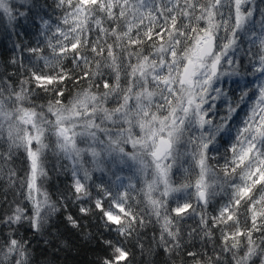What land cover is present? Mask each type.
<instances>
[{
	"label": "snow or ice",
	"instance_id": "snow-or-ice-1",
	"mask_svg": "<svg viewBox=\"0 0 264 264\" xmlns=\"http://www.w3.org/2000/svg\"><path fill=\"white\" fill-rule=\"evenodd\" d=\"M251 2L230 0L226 5L225 0H56V8L62 10V15L57 18L55 43L51 39L48 42L53 57L41 59L45 66H59L71 51L72 63L79 74L60 67L54 76L33 71L31 80L40 87L65 80H72L74 85L80 81L88 83L70 96L62 88H44L53 95L38 102L41 97L26 87L29 80L12 82L10 76L0 77V172L7 168L9 182L15 184L17 173L7 166L16 152L23 149L28 168L20 183L24 190L21 195L31 204V214L26 205L17 203L0 222L11 226L27 220L33 231L41 234L48 231L50 217L58 211L41 179L48 175L45 159L49 149L73 161L74 177L83 169L85 155L98 167H136L145 176L142 191L159 221L160 209L166 201L154 197L153 193L159 191L160 197H167L180 190L171 185V169L181 156V148L192 146L191 155L199 168L196 196L207 206L216 195L218 179L208 164L209 146L222 133L232 132L228 122L244 105L248 110L242 126L235 130L228 149L231 157L223 167L224 177L232 188V203L222 207L219 216L211 217V222L215 226L233 220L232 204L240 205L244 201L252 212L253 227L247 232L239 229L225 232L219 252L187 251L186 254L192 264H264V8L259 9L257 21L254 19L257 9L245 7ZM226 6L234 8V14L230 11L227 18L222 11ZM33 7L27 12L19 11L14 0H0V15H6L10 21L19 17L27 20L30 14L33 20L39 16L42 29H51L50 18L33 12ZM221 31L224 36H220ZM93 32L95 39H87ZM241 33L249 45L243 50L251 66L247 75L255 79L242 85L236 81L240 95L233 102L220 85L225 77H241L237 57L242 51L238 42ZM145 44L150 51L145 52ZM86 48L102 60H89L83 54ZM29 51L42 50L31 48ZM122 64L127 80L124 85ZM105 68L110 70L108 74ZM106 75L112 79L105 78ZM221 97L227 103V115L220 118V123H213L209 113L215 112L216 101ZM110 102L115 106L107 107ZM127 145H131L132 151H126ZM83 171L85 179L89 178L87 169ZM74 186L77 200L82 198L81 194L90 195L80 179H75ZM106 195L111 196V192L106 191ZM126 196L123 193L112 203L131 217L127 225L111 208L105 210L101 200L95 202L107 221L120 225L117 231L121 235L136 219L123 207ZM190 207L185 203L173 211L180 217ZM89 211L80 208L82 214L87 215ZM67 220L72 227L79 226L71 215ZM200 223L204 236L210 238L209 220L202 215ZM254 231L261 233L259 243L253 238ZM240 236H246L243 244L238 239ZM104 243L112 249V254L102 264H120L127 257L123 247L112 241ZM158 246L169 253L181 248L180 229L167 214L161 224ZM2 256L0 264H30L28 242L8 239Z\"/></svg>",
	"mask_w": 264,
	"mask_h": 264
},
{
	"label": "trees",
	"instance_id": "trees-1",
	"mask_svg": "<svg viewBox=\"0 0 264 264\" xmlns=\"http://www.w3.org/2000/svg\"><path fill=\"white\" fill-rule=\"evenodd\" d=\"M229 2L230 0H225L226 5ZM251 4L257 9L254 13V19L258 21L260 19L259 9L264 8V0H252ZM29 7H33V12H38L45 19L50 18L51 29H42L39 16L33 20L31 14L29 19L18 18L12 25H7L0 19V77L10 76L12 82L29 80L30 83L26 87H30L34 93L41 97L38 102H43L45 98H51L53 95L51 91H45L44 88H62L65 95L70 96L79 87L86 86L88 81H80L79 85H74L72 80H65L59 84L40 87L34 80H31L33 71L37 74L54 76L60 71V67H63L65 71L72 70L76 74H79V69L72 63L71 51L59 66L55 64L51 67L45 66L44 60L41 59V57H47L51 60L53 57L48 42L51 39L55 43L56 37L53 34L56 25L59 23L57 18L62 15V10L56 8V0H28V4L20 7V9L27 12ZM222 11L225 13V18L230 11L234 14V8L229 9L227 6ZM220 33V36L225 35L223 31ZM86 38L95 39V33L88 34ZM238 41L244 50L249 47L247 37L243 34L240 35ZM150 43L148 42V44ZM148 44L144 45L145 52L151 50ZM31 48H38L42 51L33 53L29 51ZM253 51L256 49L254 48ZM83 54L89 60H102L101 57H96L87 48L84 49ZM13 60L16 62L13 63ZM246 63L240 62V71L241 69L250 70L251 66L248 61ZM92 66L94 68V63ZM121 67V83L123 85V81L127 80L124 75L123 64ZM104 72L108 74L110 70L105 68ZM105 78L112 79L109 75H106ZM101 90H103L102 84ZM239 95L240 89L233 85V95L229 98L235 102ZM247 110V107L241 105V108L237 109V115L228 122L232 132L222 133L217 137V148L210 147L208 163L218 179L215 186L216 195L209 204L207 206L202 205L196 196L194 184L198 177V167L195 160L187 157L181 158L171 173L173 187L180 190L167 197L159 221L147 203L142 191L143 187L134 183L132 187L123 188L120 182L112 181L106 174L95 173L87 181L81 180L90 195L83 196L81 194L82 198L77 200L72 162L51 149L47 150L45 168L48 175L44 178V188L58 211L51 215L47 225L48 231L43 234L33 231L27 220L11 226L0 222V259L3 258L2 254L6 250V243L10 238L28 242L30 264H102V261L112 254V249L104 243L105 241H112L113 244L123 247L127 251V257L120 264H192V259L186 254L187 251L199 254H213L221 251L222 238L225 232L232 233L236 232L237 229L241 232H247L253 227L252 212L244 201H241L240 205L232 204L233 220L217 223L215 226L211 222V217L219 216L222 207L232 203V188L230 181L224 177L223 167L226 160L231 157L228 149L233 142L236 128L242 126L241 121ZM226 115L227 107H224L219 110L214 123H220V118ZM7 167L14 169L17 176L15 178L16 183L12 184L9 182L7 168L4 172H0V218L10 214L17 203L21 206L26 205L28 214H31V204L23 199L21 193L24 190L20 187L28 168L23 149L16 152L13 161ZM185 184L191 186L181 187ZM106 191L111 192V196L106 195ZM123 193H127L123 207L126 211H130L136 219L131 222L128 231L121 235L117 231L120 225L107 221L102 211L95 207V202L97 199L101 200L105 210L111 208L113 214L120 215L121 222L127 225L131 217L125 216L112 203L114 198ZM185 203L190 204L191 207L178 217L173 209ZM81 207L90 209L87 215L80 212ZM165 214L174 221L181 232V248L172 253L166 252L162 246H158L161 224ZM69 215L77 221L78 227H72L67 220ZM202 215L209 220L210 238L204 236L203 225L200 223ZM141 220L143 223L140 222ZM257 226H260V218L257 219ZM190 233L191 235H189ZM260 235V232H253V238L257 243L260 242ZM238 239L243 244L246 241V236H240Z\"/></svg>",
	"mask_w": 264,
	"mask_h": 264
},
{
	"label": "rangeland",
	"instance_id": "rangeland-1",
	"mask_svg": "<svg viewBox=\"0 0 264 264\" xmlns=\"http://www.w3.org/2000/svg\"><path fill=\"white\" fill-rule=\"evenodd\" d=\"M14 2L16 3L17 8L19 9V11H21V9H20L21 4H23V6H25V5L28 4V0H14ZM245 7H252V4L250 3L248 5H245ZM19 18H21V17H19ZM0 19L3 22H5L7 25H12L13 23H15V21L18 20V19H16V20H11L10 21L6 15H0ZM220 35H221V33H220ZM240 35H242V33ZM241 49H242V51H239L237 53V57L239 58L240 62L242 61V63L247 64L246 61L249 60V59H247L249 57L247 55H244L243 54V50L244 49L242 48V45H241ZM133 62L135 63V60H133ZM225 67H227V66H225ZM240 72H241V77H244V79H241V77H231V78L225 77L224 78V82L220 85L221 88H222V90L225 93H227V97L228 98L231 95H233V85L237 88L236 81H240V83L242 85L247 80H253V79H255L253 76L247 75V72L248 71L246 69H243V70L241 69ZM123 82H124L123 85L127 83V81H123ZM216 104H217V109L215 110V112L214 113H209V117L213 120V123H214V121L216 119V116H217L219 110L223 109L224 107H227V103H226L224 97H221V99L217 100L216 101ZM106 106L107 107H114L115 104H113V103L110 102ZM195 135H199V132H196ZM84 146L85 145L81 144V147H84ZM209 147L217 148L216 142L213 145H210ZM126 151H132L131 145H127L126 146ZM191 152H192V146H187V149L181 148V156L173 164V167L171 169V173H172L173 168L175 167V165H177V163L179 162V160L181 158L187 157V158L192 159ZM148 159H150V158L149 157H145V160H148ZM71 162H72V165H73V161H71ZM76 167L78 169H80V165H76ZM83 169H87V171L89 173V177L91 175L95 174V173H98V174H106V176H108L112 181L120 182V184H122L123 188L126 187V186H129V185H133L134 183H137L140 187H143L144 188L145 176L142 175V174H140L137 171L136 167H133L131 169L128 168V167L112 166V165H101V166L98 167V166H96L92 162V159H91L90 156L85 155L84 156V161H83ZM83 169H80L77 172V176L75 177V179H80L82 181L83 180L84 181H87L88 180V178L85 179ZM151 171H152L151 168H149L148 169V174H149L148 178H150ZM171 173H170V182H171ZM197 173L199 174V168L197 169ZM44 178H41L43 180V187H45ZM171 185H172V183H171ZM172 187H173V185H172ZM194 187H195V184H194ZM162 190H163V185L160 186V191H162ZM173 193L174 192H171L170 194H173ZM170 194H169V196H170ZM153 195H154V197L160 198V199H162L164 201L167 199V197H169V196H167V197H160L159 191L153 193ZM200 202H201L202 205H204L202 201H200ZM45 211H46V209H45ZM160 213H162V208L160 209Z\"/></svg>",
	"mask_w": 264,
	"mask_h": 264
}]
</instances>
